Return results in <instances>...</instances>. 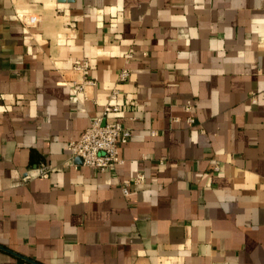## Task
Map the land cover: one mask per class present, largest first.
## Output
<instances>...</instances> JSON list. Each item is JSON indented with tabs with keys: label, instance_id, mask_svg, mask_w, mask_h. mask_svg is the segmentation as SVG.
Masks as SVG:
<instances>
[{
	"label": "crops",
	"instance_id": "0c3cea01",
	"mask_svg": "<svg viewBox=\"0 0 264 264\" xmlns=\"http://www.w3.org/2000/svg\"><path fill=\"white\" fill-rule=\"evenodd\" d=\"M115 87L100 172L67 144ZM0 264H264V0H0Z\"/></svg>",
	"mask_w": 264,
	"mask_h": 264
},
{
	"label": "built area",
	"instance_id": "2783aa9c",
	"mask_svg": "<svg viewBox=\"0 0 264 264\" xmlns=\"http://www.w3.org/2000/svg\"><path fill=\"white\" fill-rule=\"evenodd\" d=\"M20 21L25 25H34L37 22L35 15L22 14ZM133 50L129 48L124 53L125 63H129L132 58ZM90 62L87 59H82L77 62L73 69L80 74L79 80H72L71 90L76 93H83L86 88L96 85L95 80L89 78ZM130 71L127 67H122L117 73V82H123L128 79ZM119 89L113 88L109 94V103L102 110L100 117L92 120L89 126L81 133L78 139L68 142L67 149L72 158H79L81 164L100 172L114 168L122 162L119 157V148L125 144L131 136V131L122 126L118 121L106 120L110 114H116L121 109L122 103L118 100ZM255 101V98H251ZM126 104L130 105V100H126ZM192 100H187L184 104L186 112H190L192 108ZM175 121V120H174ZM194 117L188 116L187 122L194 123ZM49 170L48 165L40 164L38 169L39 175H47ZM26 174L24 179H28ZM144 177L142 174H136L132 183H142ZM128 184H124L122 192L128 194Z\"/></svg>",
	"mask_w": 264,
	"mask_h": 264
}]
</instances>
